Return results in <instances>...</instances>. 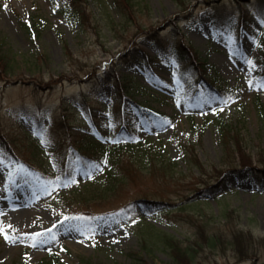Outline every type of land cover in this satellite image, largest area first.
I'll return each mask as SVG.
<instances>
[{
    "label": "rangeland",
    "instance_id": "1",
    "mask_svg": "<svg viewBox=\"0 0 264 264\" xmlns=\"http://www.w3.org/2000/svg\"><path fill=\"white\" fill-rule=\"evenodd\" d=\"M56 3L0 0V48L14 66L9 74L0 66V76H4L0 77V130L19 131L21 127L32 132L35 106H42L48 122L63 98L82 90L111 101L118 87L106 80L126 73L145 86L136 98L149 109L145 116L139 115L129 100L122 107L139 120L141 136L155 140L176 161L177 178L156 179L144 171L130 183L120 184L108 200L86 199L79 189L64 184L59 189L47 186L46 192L20 158L6 157L0 147V226L17 238L12 242L0 234V264H182L172 259L160 240L152 237L145 246L140 232L150 222L184 240L192 238L193 228L186 219L190 213L219 222L233 209L238 227L264 236V190L252 189L250 167L240 163L236 148L224 147L217 124L223 119L236 131L253 165L264 166V124L257 107L258 99L264 102L260 86L264 83V9L248 15L246 29L235 13L234 19L229 17L228 29L222 31L213 25L212 8L217 5L227 13L235 12L239 5L232 0H135L136 13L129 21L114 0H81L85 9L81 20ZM250 6L247 3L244 9ZM154 28L162 38L176 43L184 34L199 56L208 60L211 75L226 93L208 94L201 84L189 101L176 79L179 61L164 52L152 68L145 61L122 65L128 48L136 47L134 52L142 60L141 49L150 58L156 55L147 37ZM96 70L95 80L89 75ZM49 81L54 87L44 88ZM22 106L29 107L31 115H25ZM76 125L82 126L78 131L89 126L81 120ZM110 133L109 127L102 128L105 138ZM193 154L200 168L191 163L189 155ZM78 175L79 180L85 176L82 170ZM217 182L218 194L196 203L185 200L195 197L196 188ZM78 183L85 185L83 180ZM149 190H156L154 197L171 201V208L182 207L148 215L137 204L130 205ZM180 202L184 203L176 205ZM40 232L45 235L37 238L36 247L30 236L23 235ZM49 236L56 239L40 243ZM132 254L137 261L133 262ZM202 259L203 264H264V248L260 257L242 262L208 253Z\"/></svg>",
    "mask_w": 264,
    "mask_h": 264
},
{
    "label": "trees",
    "instance_id": "2",
    "mask_svg": "<svg viewBox=\"0 0 264 264\" xmlns=\"http://www.w3.org/2000/svg\"><path fill=\"white\" fill-rule=\"evenodd\" d=\"M53 1L55 4L59 2L66 12H70L69 14L76 19L83 18L81 11L85 9L83 4H80L81 0ZM232 1L239 5L236 12L242 17V28L245 27L244 21L250 13H262L264 9V0ZM114 2L126 20L135 16V0H114ZM247 3L251 4L248 12L244 9ZM231 15L235 14L220 10L216 5L211 16L215 28L222 29V31L228 29ZM160 34L159 30L154 28L147 32V37L157 51L155 58H160V55L166 52L169 57L179 61L180 64L175 75L177 81L182 85L181 93L186 91L189 94L192 90H197L199 83L202 82L207 86L209 93L215 91L221 95L226 93V89L211 75V65L208 60L199 56L197 50H194L192 45L184 39V35H180L178 42L171 45L174 54H170L168 48L170 43H168L169 41L165 42ZM134 50L135 48H128L122 55L120 63L128 66L131 62L140 61ZM146 62L150 64V58L147 57ZM261 65L263 67L262 77H264V61L261 62ZM0 66L5 74L13 72L12 59L8 54L3 53L1 48ZM96 74V72H91L89 77L95 76L96 80ZM106 82L115 83L118 87L111 101L95 96L93 92L86 94L85 90H82L79 94L63 98L60 104L55 107V112H53L49 123L44 122L43 109L38 104L34 107L33 115V122L36 124L35 130L30 133L21 127L19 131H7L2 128L0 130L1 149L8 156L19 157L38 173L40 180L46 183L51 180L48 172L51 171L54 175L53 169L56 167L63 171L61 175L63 182L72 185L73 183L69 182L75 181L77 174V171L72 169V163L79 159V166L84 169L87 175L86 184L75 187L73 190L79 189L81 196L86 199H111L119 190L120 184L122 186L130 183L144 171L156 179L177 178L176 161L170 158L155 140L141 136L137 120L122 107L123 101L128 100L125 96H130L134 109L145 116L147 114L145 104L136 98V95L141 93L145 86L126 73L123 76L107 79ZM52 87L54 84L50 81L44 85V88ZM80 106L85 110L84 113ZM119 106L120 108L117 109ZM257 107L259 118L264 124V103L260 99L257 100ZM20 109L25 115H31L29 107L22 106ZM80 120L89 125L82 131L76 130V128L82 129V126L76 125ZM105 126L111 130V134L106 138L101 134V130ZM218 128L223 134L224 147L229 150H232V147L236 148L240 152V163L250 167V179L253 187L264 190V166L253 165L250 155L241 146L233 128L223 120L218 122ZM42 140L46 141V146L41 144ZM233 144L234 146H232ZM188 152L190 154L193 151ZM189 159L192 164L200 168L201 163L197 155H189ZM97 166L100 170H97ZM219 184V182L208 183L204 187H198L195 190V197L188 196L189 198L186 197L185 200L192 199L190 203H196L205 197L216 195L219 193ZM149 191L133 198L130 205L140 204L150 215L154 211L167 212L182 207L171 208L169 205L172 204L171 201H164L159 196H155L159 197L155 198L153 195H157L156 190ZM182 203L184 202L176 205H182ZM85 211L91 212V209ZM234 212L233 209L227 210L224 213V220L219 222H211L212 218L209 216L205 219L202 215L188 214L186 219L193 231L192 238L186 240L153 224L146 223V228L140 232L142 241L145 246H148L152 237L160 240L159 242L168 250L172 259L182 264H203V255L207 253L213 256L229 255L237 259L238 262L260 257L261 249L264 248V236H257L250 229L238 227ZM155 232L158 233L155 234ZM132 255L133 262L137 261V255Z\"/></svg>",
    "mask_w": 264,
    "mask_h": 264
},
{
    "label": "snow or ice",
    "instance_id": "3",
    "mask_svg": "<svg viewBox=\"0 0 264 264\" xmlns=\"http://www.w3.org/2000/svg\"><path fill=\"white\" fill-rule=\"evenodd\" d=\"M249 64H252V62L249 61ZM250 85H251V82H250ZM260 86H261V87H264V83H261ZM229 99H230V98H229ZM223 103H228V100L223 101ZM42 142H46V141H43V140H42ZM105 163H106V161H105ZM97 170H100V169L98 168V166H97ZM59 179H60V178L57 177L56 181H50V182H47V183H49V184H55L57 187H59V186H60V184L58 183V182H59ZM74 182H75V181H71V182H69V183H74ZM64 186H68V183H65ZM44 190H45L46 192L48 191L47 186H45V189H44ZM69 219H72V218H71V217H64V220H69ZM8 227H11V226H8ZM54 227H55V226H54ZM46 231H47L48 233H51L52 230H51V229H48V230H46ZM0 234H3L6 240H10V241H12V242H16V239H17V238L14 237V236L9 235L3 226H0ZM23 235H25V236H30V238L32 239V246H33V247H36V246H37V238H38V237H42V236H44L45 233H43V232H40V233H32V234L25 233V234H23ZM88 238L91 239V237H88ZM55 239H56L55 236H49L48 240H42V241H40V243H42V244H44V243H48L49 241H51V240H55ZM49 251H51V249H49Z\"/></svg>",
    "mask_w": 264,
    "mask_h": 264
}]
</instances>
